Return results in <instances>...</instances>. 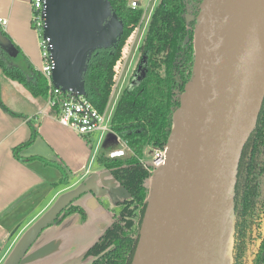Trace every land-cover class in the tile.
<instances>
[{"label": "water", "instance_id": "1", "mask_svg": "<svg viewBox=\"0 0 264 264\" xmlns=\"http://www.w3.org/2000/svg\"><path fill=\"white\" fill-rule=\"evenodd\" d=\"M45 2L53 85L85 97L90 58L118 46L124 22L109 0ZM263 14L264 0H205L194 78L175 115L166 162L153 176L132 264H234L237 175L264 101ZM0 49L18 54L1 30ZM114 193L122 199L131 196L121 186ZM74 200H61L26 237L11 264L21 263Z\"/></svg>", "mask_w": 264, "mask_h": 264}, {"label": "trees", "instance_id": "2", "mask_svg": "<svg viewBox=\"0 0 264 264\" xmlns=\"http://www.w3.org/2000/svg\"><path fill=\"white\" fill-rule=\"evenodd\" d=\"M109 1L113 11L124 22L123 37L116 48L96 51L84 75L85 98L102 114L112 97L115 67L122 58L127 41L142 24L145 13L142 6L133 8L132 0ZM138 2L141 4V0ZM204 4L205 0H160L151 15L140 47L139 69L123 90L111 120L112 132L129 152L114 159L105 152L98 156L99 165L108 170L131 196L122 199L119 203L121 210L114 222L87 251L86 257L93 258L91 264H132L153 191L155 167L153 162L146 161L145 155L155 149L165 151L174 133L175 115L181 108L187 83L194 78L196 32ZM16 48V57L0 49L3 74L21 84L34 97L48 100L50 85L47 78L18 46ZM0 106L15 115L4 105L1 96ZM50 111L57 115L59 110L56 107ZM38 134L33 127L30 140L13 149L17 159H22L21 151L29 147ZM261 164L264 165V101L256 127L244 148L237 175L234 264L243 263L245 250L241 248L247 241V234L255 226L262 228L260 214L255 216L260 191L257 180L264 174V166L260 171ZM61 171L60 182L67 184L68 173L64 174L62 168ZM74 202L55 223L75 212L87 219L85 210L75 206ZM259 206L262 207L261 204ZM251 264H264V244Z\"/></svg>", "mask_w": 264, "mask_h": 264}, {"label": "crops", "instance_id": "3", "mask_svg": "<svg viewBox=\"0 0 264 264\" xmlns=\"http://www.w3.org/2000/svg\"><path fill=\"white\" fill-rule=\"evenodd\" d=\"M0 18L9 21L8 26H0V30L37 69L40 39L31 26L30 0H0ZM0 96L15 114L0 106V264H11L30 232L50 217L62 199L72 197L67 193L87 180V191L79 194V204L74 202L85 210L87 219L75 212L50 225L20 263L60 264L65 251L70 252L82 243L85 228L91 222L86 206L80 202L86 200L90 207H96L97 203L104 206L98 199L100 192L95 191L93 177L106 178V169L99 165L91 136L82 137L62 126L51 113L46 99L34 97L21 84L8 79L1 68ZM33 127L39 134L21 151L22 159H17L13 149L30 140ZM61 168L64 174L68 173L67 184L60 182ZM110 187L115 191L120 185Z\"/></svg>", "mask_w": 264, "mask_h": 264}, {"label": "rangeland", "instance_id": "4", "mask_svg": "<svg viewBox=\"0 0 264 264\" xmlns=\"http://www.w3.org/2000/svg\"><path fill=\"white\" fill-rule=\"evenodd\" d=\"M135 1V0H132ZM160 0H141V6L143 7L145 13L142 20V24L136 29L135 33L131 36V38L127 41L126 46L122 52V60L119 64V68H117L118 76L117 81H119V87L114 90L112 94L110 103L107 107V113L111 116L114 113L116 108V104L121 95L122 90L127 85V81L132 74V71L135 69L137 63L140 58V46L143 43L144 37L146 35V31L148 28V24L151 18V15L159 4ZM37 69L41 70L43 67V61L41 56V50H39V44L37 49ZM111 125V122H110ZM101 132H96L91 134V139L93 142V149L96 152V155H100L101 153L109 154L112 151L122 149V142L114 135L113 132L104 133L101 135ZM101 138V140H100ZM145 159L147 162H153L155 167L154 174L161 168L154 161V150L146 152ZM156 162V163H155ZM105 170V169H104ZM106 178H102L100 175L94 176L95 181V191L98 189L100 194H98V199L102 200V206L105 207V212L103 211V207L99 203H97L96 207H90V204L86 202V200H82L80 204H84L88 210V213L91 218V222L87 228H85V232L82 237V243L76 249L62 254V259L60 264H91L93 258L86 257L87 251L89 248L94 245L103 234L104 230L115 220V216L119 214L121 210V206L119 203L122 201V198L113 194L111 189V185H119V183L115 180L112 174L106 170ZM82 185L75 190L67 193L72 197H75V205L79 204L78 195L82 193V191H87V187L85 183L87 180L82 181ZM101 194L105 195V197H101ZM52 214V213H51ZM86 221H84L85 223ZM69 249V248H68ZM67 250V249H66Z\"/></svg>", "mask_w": 264, "mask_h": 264}, {"label": "built area", "instance_id": "5", "mask_svg": "<svg viewBox=\"0 0 264 264\" xmlns=\"http://www.w3.org/2000/svg\"><path fill=\"white\" fill-rule=\"evenodd\" d=\"M32 7L31 26L33 30L38 34L40 39V50L43 61V67L39 70L48 80L49 98L47 100L48 107L50 109L56 108L59 110L56 115L58 122L67 128H70L77 132L82 137L90 136L93 133L112 132L110 122L111 116L107 113H100L85 97H75L71 93H65L61 89L56 88L52 82V74L55 70V63L52 57L53 44L50 38L44 36L46 27V2L45 0H30ZM133 8L141 7L138 0L131 3ZM9 21L5 18H0V26L6 28ZM135 33V32H134ZM122 60V59H121ZM115 67L116 76L115 84L117 82L119 64ZM116 89V86H114ZM113 89V93H114ZM112 93V94H113ZM129 152L128 147L122 143V149L112 151L108 154L111 159L124 157ZM154 161L158 166H163L166 162V150L160 151L154 150Z\"/></svg>", "mask_w": 264, "mask_h": 264}, {"label": "flooded vegetation", "instance_id": "6", "mask_svg": "<svg viewBox=\"0 0 264 264\" xmlns=\"http://www.w3.org/2000/svg\"><path fill=\"white\" fill-rule=\"evenodd\" d=\"M143 42H144V40H143ZM140 60H141V52H140L139 62L137 63L135 69L132 71V74H131V76L129 78V81H127L128 83L125 86V88L129 85L132 76H134L136 71L139 69L138 66H139ZM123 90H122V92H123ZM122 92H121V94H122ZM120 97H121V95H120ZM120 97H119V99H120ZM119 99H118V101H119ZM117 104H118V102H117ZM117 104H116V106H117ZM112 117H113V115H112ZM263 166L264 165L261 164L260 171H262V169H263L262 167ZM254 184H256V182H254ZM242 186H245V183L242 184ZM257 186H258L260 191H259V195H258V198H257V206L258 207H256L257 211H256V215L255 216H259V214H260V216H261V220L260 221H262V223H261L262 224V228H257L255 226L253 231L249 232V234H247V241H245L244 247L241 248V249L244 248L243 250H245L244 260H243L242 264H251L253 262V260L258 257V255L261 252V249L263 247V244H264V174H262L258 178ZM259 204H261L262 207L259 206ZM261 208H262V210H261Z\"/></svg>", "mask_w": 264, "mask_h": 264}, {"label": "bare ground", "instance_id": "7", "mask_svg": "<svg viewBox=\"0 0 264 264\" xmlns=\"http://www.w3.org/2000/svg\"><path fill=\"white\" fill-rule=\"evenodd\" d=\"M259 43L260 47L264 50V14L261 22V29L259 31Z\"/></svg>", "mask_w": 264, "mask_h": 264}]
</instances>
